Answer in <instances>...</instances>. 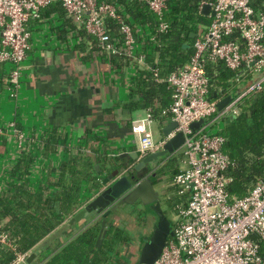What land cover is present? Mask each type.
<instances>
[{"label": "built area", "instance_id": "1", "mask_svg": "<svg viewBox=\"0 0 264 264\" xmlns=\"http://www.w3.org/2000/svg\"><path fill=\"white\" fill-rule=\"evenodd\" d=\"M159 19L155 33L168 32L164 21L167 0H140ZM54 2H60L74 22L83 26L98 41L101 53L133 57L141 41V29L125 24L118 6L97 0H0V63L12 66L8 83L21 84L25 61L31 47L29 23ZM211 8L207 30L193 45L189 62L165 79L153 70L157 82H166L173 90L170 117L177 127L167 140L157 141L149 129L152 117L131 126L138 137L140 159L161 152L178 133L185 137L176 153H181L182 170L170 187L183 200L178 216L160 258L154 264H264V178L242 198L227 191L232 179L227 175L231 163L223 151L224 139L213 133L217 122L224 124L241 113V101L264 92V11L255 10L250 0H216L204 3ZM121 25L124 43L112 41L105 20ZM155 42V35L151 37ZM137 61L146 65L145 55ZM223 62L236 73L223 98H212L206 66ZM225 97L231 101L219 111ZM203 120L198 128L192 125ZM159 162H156V164ZM0 247L12 251L10 264H29L30 252H18L7 233L0 232ZM0 264H2L0 262Z\"/></svg>", "mask_w": 264, "mask_h": 264}, {"label": "crops", "instance_id": "2", "mask_svg": "<svg viewBox=\"0 0 264 264\" xmlns=\"http://www.w3.org/2000/svg\"><path fill=\"white\" fill-rule=\"evenodd\" d=\"M115 5L118 6L117 3ZM118 9L124 12L123 7L118 6ZM206 17L209 25L210 16ZM68 21L65 16L54 12L29 23L31 47L18 89L7 80L12 66L0 63V199H11L22 191L51 196L57 191L61 165L69 157H88L98 174L100 186L96 189L91 183H84L80 212L106 189L103 181L115 171L140 177L145 174L143 169L140 172L133 170L137 161L130 155L138 154L139 143L131 126L148 119L149 111H129L125 105L130 101L131 89L142 71L155 70L148 60L145 66L137 61L141 54L147 59L153 53L155 44L151 41L152 30L139 27L143 37L133 57L126 56L128 62L119 60L115 64L111 62L113 54L91 52L89 43L70 29ZM172 122L171 117L167 118L165 114L158 120H152L149 129L154 139L167 140L170 135L165 136L164 129ZM53 134L57 139L55 152L47 154L46 142ZM25 152L33 156V162L27 175H17L14 169ZM119 209L122 212L120 218L114 215L110 221L118 222L120 227H129L126 222H137L146 206L138 202ZM108 211L89 218H106ZM73 218L66 220L29 250L34 255L32 261L38 258L40 252L43 253L41 257H50L51 248H56L64 242L68 233L81 227L77 223L69 224ZM140 223H135L138 229L143 228V232H147L141 234L139 230L138 233L143 235L144 244V239L156 226L157 217L154 213L146 214ZM106 228L108 224L105 223ZM128 231L135 235L132 230ZM139 241L140 236H137L135 244ZM143 244L138 246V253ZM130 246L126 247L125 253ZM127 261V264H137Z\"/></svg>", "mask_w": 264, "mask_h": 264}, {"label": "trees", "instance_id": "3", "mask_svg": "<svg viewBox=\"0 0 264 264\" xmlns=\"http://www.w3.org/2000/svg\"><path fill=\"white\" fill-rule=\"evenodd\" d=\"M97 2L117 3L124 8L125 24L133 28L152 30L155 35V47L153 53L147 56V60L158 71L159 77L165 78L189 62L196 38L205 32L204 27L208 25V18L200 12V8L204 3H215L216 0H167L168 9L164 21L168 23L169 29L166 33H155L160 21L148 9L145 2L140 0H97ZM250 2L255 10L264 11V0H250ZM54 12L68 18L70 29L77 32L84 42L89 43L91 52L101 51L97 39L89 35L83 26L77 25L60 2H54L43 9L40 17L32 21H39ZM105 23L112 41L122 45L124 43V35L121 33L122 24L112 18H107ZM175 37H179V41H175ZM119 60L128 62L129 58L124 55H111L112 63L116 64ZM206 72L212 85L211 97L225 96L224 93L231 88L236 73L228 69L223 62L208 64ZM172 96L173 90L166 82L158 83L153 72L142 71L140 78L131 89L130 101L125 108L129 111L146 109L153 120L160 119L163 114L169 118ZM240 110V115L234 120L227 119L224 128L220 131L224 139L223 151L231 163L227 175L232 181L228 184L227 191L235 198L246 196L256 182L264 178V92L244 98L240 103ZM56 143V135L53 134L46 142L47 154L55 152ZM79 152L83 150L79 149ZM176 154L180 159L182 158L181 153H175L159 161L155 175L151 178L155 185L171 183L181 172L182 166L177 165L179 158ZM32 162L33 156L30 153H23L14 172L21 176L27 175ZM97 176L90 158L69 157V160L60 167L56 193L44 197L22 191L20 195L11 199H0V232L7 233L11 237L18 252H29L57 227L79 213L84 183H91L93 188L97 189L100 186ZM128 176L135 177L133 174ZM171 191L175 192L176 189L173 187L167 189V192ZM167 200L175 201L176 208L179 206L176 196H171ZM162 203L163 201L160 200V204ZM146 214H153L151 206H146L145 211L140 212L141 222ZM114 215L119 219L122 215L121 210L109 213L106 218L83 219L77 223L80 228L68 233L64 242L50 249L52 254L50 257H41L43 253L40 252L38 258L29 264H127L124 255L126 247L135 243L137 236H140L143 244L141 238L143 235L138 233L134 235L126 226L120 227L118 222L110 221ZM105 223L108 224L106 229ZM126 223L131 224L129 221ZM173 223L175 225L176 221ZM261 245L264 246V241ZM261 252L264 253V247ZM14 259V252L0 247L2 264H10Z\"/></svg>", "mask_w": 264, "mask_h": 264}, {"label": "water", "instance_id": "4", "mask_svg": "<svg viewBox=\"0 0 264 264\" xmlns=\"http://www.w3.org/2000/svg\"><path fill=\"white\" fill-rule=\"evenodd\" d=\"M210 12V6L205 5L202 9V14L207 16ZM175 41H179V37H175ZM214 98H217V95ZM230 101V97H225L220 101L218 104L219 111ZM235 118V116H231L230 120H234ZM203 122L201 120L194 123L192 128H198ZM176 127L177 123L172 122L164 129V135L169 136ZM184 140V135L178 133L168 140L161 152L149 155L144 159H140L137 153L131 154L130 156L137 161L133 170L140 172L142 169L151 167L154 163L159 162L166 156L175 154L183 145ZM103 185L106 189L90 201L69 224L74 225L83 219H87L94 214H100L107 209L109 211L106 213V216H108L109 213L115 212L124 205H134L140 202L143 206H151V210L157 217V223L150 236L144 239L137 264H154L160 258L169 238L173 236L174 229L173 221L165 214L160 204L161 195L157 190V185L148 177L135 176L134 178H130L127 173H121L119 170L104 179ZM33 259L34 255L32 254L28 259V263H31Z\"/></svg>", "mask_w": 264, "mask_h": 264}, {"label": "rangeland", "instance_id": "5", "mask_svg": "<svg viewBox=\"0 0 264 264\" xmlns=\"http://www.w3.org/2000/svg\"><path fill=\"white\" fill-rule=\"evenodd\" d=\"M224 121L223 120H219L217 122V125L215 126V129L212 130L213 133H218L219 131H221L223 128H224ZM177 155V154H176ZM177 158H179V156L177 155L176 156ZM183 157V156H182ZM167 158V156H166ZM165 158V159H166ZM177 165L179 166H182V158L178 159V163ZM156 166V163H154L152 165V167H155ZM170 188V182H164V183H159L157 185V190L160 192V195H161V200L163 201V205L161 204L165 214L173 221H175V219L177 218L178 216V212H177V208H176V205H175V201H168L167 199H170L171 196H176L178 201H179V206H183V202L184 200L181 198V197H178L176 191H171V192H167V189ZM167 192V193H166ZM166 193V195H165ZM165 201V202H164ZM179 210V209H178ZM143 219V218H142ZM135 223H139V224H142L140 223V220H138L137 222H131V224H129V228L130 230H132L134 233H139V230H140V233L143 234V233H147V232H143V228L141 229H138V224H135ZM126 226V225H125ZM148 234H150V231H148ZM140 242V241H139ZM141 246L142 243H137V245L134 243L132 244L127 250H126V253L124 254L127 259L130 261L133 262H137L138 261V258H139V248L138 246Z\"/></svg>", "mask_w": 264, "mask_h": 264}, {"label": "flooded vegetation", "instance_id": "6", "mask_svg": "<svg viewBox=\"0 0 264 264\" xmlns=\"http://www.w3.org/2000/svg\"><path fill=\"white\" fill-rule=\"evenodd\" d=\"M158 165H159V163H157L155 167L151 166L149 168H144L143 170H144L145 174H144L143 178L148 177L151 179L152 176L155 175V171H156Z\"/></svg>", "mask_w": 264, "mask_h": 264}]
</instances>
